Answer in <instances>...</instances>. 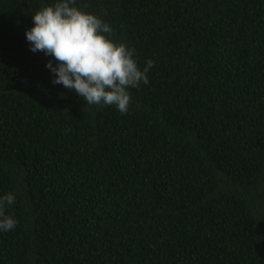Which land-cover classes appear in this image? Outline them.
<instances>
[{
    "label": "trees",
    "instance_id": "obj_1",
    "mask_svg": "<svg viewBox=\"0 0 264 264\" xmlns=\"http://www.w3.org/2000/svg\"><path fill=\"white\" fill-rule=\"evenodd\" d=\"M58 0H0V264H264V0H75L154 67L127 114L30 51Z\"/></svg>",
    "mask_w": 264,
    "mask_h": 264
},
{
    "label": "clouds",
    "instance_id": "obj_2",
    "mask_svg": "<svg viewBox=\"0 0 264 264\" xmlns=\"http://www.w3.org/2000/svg\"><path fill=\"white\" fill-rule=\"evenodd\" d=\"M75 0H58L32 16L33 27L25 31L30 51L43 52L56 61L46 63L54 74L53 84L74 90L89 105L115 106L127 114L130 88L149 84L148 72L154 61L148 59L141 69L135 50L125 43H114L104 34L113 29L102 19L74 6ZM15 196L0 197V231H11L17 221L6 215Z\"/></svg>",
    "mask_w": 264,
    "mask_h": 264
}]
</instances>
